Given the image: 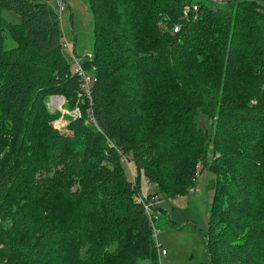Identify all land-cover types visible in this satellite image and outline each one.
Returning <instances> with one entry per match:
<instances>
[{"label":"trees","instance_id":"1","mask_svg":"<svg viewBox=\"0 0 264 264\" xmlns=\"http://www.w3.org/2000/svg\"><path fill=\"white\" fill-rule=\"evenodd\" d=\"M87 3L94 48L81 60L96 79L92 106L79 97L56 10L47 0H0V264H160L166 211L157 201L188 196L206 169L215 176L210 264H264V100L236 97L243 72L264 79V6ZM190 4L197 19L183 16ZM6 32L17 44L10 50ZM51 97L81 110L69 134L49 124L63 116L48 109ZM201 114L213 133L199 126ZM33 145L34 170L24 169ZM142 174L156 187L146 197ZM139 195L153 203V219Z\"/></svg>","mask_w":264,"mask_h":264},{"label":"rangeland","instance_id":"2","mask_svg":"<svg viewBox=\"0 0 264 264\" xmlns=\"http://www.w3.org/2000/svg\"><path fill=\"white\" fill-rule=\"evenodd\" d=\"M207 4L213 6L215 9L228 11L237 2L242 1H256L258 4L264 6V0H226L222 4H214L209 2ZM55 10L54 0H47ZM71 10H66L62 15L56 10L61 17L62 23V41L68 43L72 49L75 48L76 55L80 59H85L93 55L94 48V15L87 3V0H71ZM4 17L12 23H20L21 19L11 11L4 12ZM17 46L12 40L9 33H5V49L10 50ZM64 56L71 67L73 66V58L68 50L63 51ZM238 85V82L235 83ZM239 91L237 98L248 99L252 103L257 100H264V79L254 80L253 77H246L244 72L239 79ZM53 98V99H52ZM66 100L63 97L48 99V109L50 112L58 111L57 106H62ZM75 108L71 109L73 113ZM53 114V113H52ZM73 115H66L65 117L56 118L50 126L60 132L69 134L67 130L70 119ZM81 116H77L80 118ZM199 126L209 133L214 132L213 121L206 115L201 114L199 117ZM34 145L31 147L27 158L30 159L24 169L31 164V170H34ZM213 150H209L207 166H211L214 162ZM7 170V166L5 167ZM202 166H200V169ZM132 171L135 174L134 166ZM26 173V170L22 171ZM32 175L34 172L31 173ZM129 174V172H128ZM198 178V184L195 191L189 189V195L181 197L176 200L157 201L159 205L166 211L165 217L159 222L157 227L158 242L161 244L159 248L160 264H210V257L207 252V235L209 230V215L212 202L214 200L215 192L208 188V185L215 179V176L208 172V170H201ZM130 176V175H129ZM132 179V177H130ZM141 193L144 197L148 194L156 192V187L150 185L147 179L141 175ZM10 188H15L10 185ZM75 190V188H74ZM193 192L192 194H190ZM214 195V196H213ZM158 200V199H157ZM45 203V200H44ZM139 264H152L148 260L139 261Z\"/></svg>","mask_w":264,"mask_h":264},{"label":"built area","instance_id":"3","mask_svg":"<svg viewBox=\"0 0 264 264\" xmlns=\"http://www.w3.org/2000/svg\"><path fill=\"white\" fill-rule=\"evenodd\" d=\"M71 0H54V5L56 10L60 13V15L63 14L64 11L68 9V4ZM209 2H212L214 4H222L225 2V0H208ZM199 11V6L197 4H190L186 5L183 9V16L185 19H197V13ZM180 28L177 26L175 27V32H178ZM63 47L69 51L73 55V49L71 46L66 42L63 43ZM92 56H89L88 59H91ZM72 73L80 78L81 86H80V94L79 97L82 98V101H85L86 98L90 100V105L92 106V89L94 86V82L96 81L94 75L87 71L82 64V60L78 58L77 56L73 55V66H72ZM58 110L62 112V117H65L66 115H73L74 118H77V116H81V110L79 107L75 108V111L72 113L71 111L63 109L62 106H57ZM89 111L91 112V115L89 117L90 122L95 123V117L93 109L90 108ZM123 161L126 163L128 168H130V163L127 158H124ZM138 203H141L144 206V209L146 210L148 216L153 219L154 212H153V203H148L142 196H137L136 198Z\"/></svg>","mask_w":264,"mask_h":264},{"label":"crops","instance_id":"4","mask_svg":"<svg viewBox=\"0 0 264 264\" xmlns=\"http://www.w3.org/2000/svg\"><path fill=\"white\" fill-rule=\"evenodd\" d=\"M54 98H57V99H58L59 97H54ZM52 99H53V98H52Z\"/></svg>","mask_w":264,"mask_h":264}]
</instances>
